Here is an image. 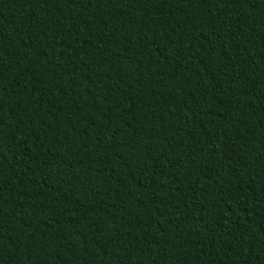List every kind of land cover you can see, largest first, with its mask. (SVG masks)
I'll use <instances>...</instances> for the list:
<instances>
[{
	"label": "trees",
	"instance_id": "obj_1",
	"mask_svg": "<svg viewBox=\"0 0 264 264\" xmlns=\"http://www.w3.org/2000/svg\"><path fill=\"white\" fill-rule=\"evenodd\" d=\"M0 264H264V0H0Z\"/></svg>",
	"mask_w": 264,
	"mask_h": 264
}]
</instances>
